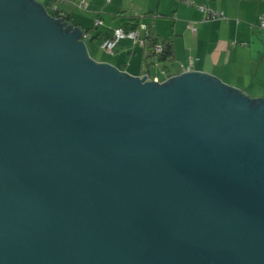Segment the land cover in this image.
Masks as SVG:
<instances>
[{"label":"water","instance_id":"95a60500","mask_svg":"<svg viewBox=\"0 0 264 264\" xmlns=\"http://www.w3.org/2000/svg\"><path fill=\"white\" fill-rule=\"evenodd\" d=\"M0 264H264V101L0 0Z\"/></svg>","mask_w":264,"mask_h":264},{"label":"crops","instance_id":"0c3cea01","mask_svg":"<svg viewBox=\"0 0 264 264\" xmlns=\"http://www.w3.org/2000/svg\"><path fill=\"white\" fill-rule=\"evenodd\" d=\"M36 1L52 9L57 7L62 15H70L71 21L67 23L72 27L93 29L96 22L102 21L99 29L104 27L100 32L105 35L143 23L151 25L159 38L173 42L175 59L167 69L162 65L147 67L143 49L142 53H136L139 47L129 40L110 54L113 57H108L98 52V49L103 52L101 38L94 48L95 54L90 53L98 63L112 65L132 77L149 74L161 81L191 67L194 73L215 77L251 100L264 101V31L258 29V19L264 17V0H191L194 6H187L182 0H132L129 4L126 0H84L87 11H80L68 2ZM126 5H132V14L125 9ZM201 6L224 17L207 20ZM136 8L138 14H134ZM75 9L82 15L75 16Z\"/></svg>","mask_w":264,"mask_h":264},{"label":"trees","instance_id":"16d2710c","mask_svg":"<svg viewBox=\"0 0 264 264\" xmlns=\"http://www.w3.org/2000/svg\"><path fill=\"white\" fill-rule=\"evenodd\" d=\"M55 2H58V3H71L73 4L77 9H79L80 11H83L79 8V0H76V1H72V0H66V1H60V0H54ZM183 3H185L184 1L185 0H182ZM191 1V0H190ZM193 2V1H192ZM194 3V2H193ZM195 4V3H194ZM201 7H204V6H201ZM200 7V8H201ZM49 13L55 17H58V18H63L66 22H69L71 21V16L70 15H67V13H65V15H62L61 12L58 10V8L56 7L55 11L54 8H49ZM53 11V12H52ZM87 11V10H86ZM223 15V14H222ZM224 17V15H223ZM221 17V18H223ZM103 24V23H102ZM143 23H139L137 24V26H124L122 28H119V29H124L126 31H131V30H137ZM146 25V24H145ZM148 30L144 33V40L146 42V45L143 49L144 51V60H145V64L147 65V67H152V66H159V65H162L164 68H168L169 67V64L173 63L174 59H175V55H174V46H173V42L170 41L169 39H161L157 36L155 30L153 29V27L151 25H146ZM101 26L97 27L96 24L94 26L93 29H87V30H84L85 33H89L90 34V37L88 40H86V43H88L87 41H95V40H100L101 38H103V41L101 43V49H102V46L104 45V43L107 41V40H111L113 39V35H114V32L118 29H115L113 30L111 33H106L105 35L101 34V32L98 33V35H91L92 31L94 30H98ZM83 30V29H82ZM123 42H121L118 47L116 48V50L120 47V45L122 44ZM161 45L162 48H163V51L162 53L160 54H157L155 49L157 48V46ZM103 50V49H102ZM115 50V51H116ZM104 51V50H103ZM115 53V52H114Z\"/></svg>","mask_w":264,"mask_h":264},{"label":"built area","instance_id":"2783aa9c","mask_svg":"<svg viewBox=\"0 0 264 264\" xmlns=\"http://www.w3.org/2000/svg\"><path fill=\"white\" fill-rule=\"evenodd\" d=\"M60 1H66V0H60ZM78 2L80 3L79 4V8L81 10H83V11L88 10V4L84 0H79ZM108 2H110V1L108 0ZM184 2H185V4L187 6H194L195 5L190 0H185ZM200 11L206 15V19L207 20H212V19H217V18L223 17V15H216V14L208 11L206 6L201 7ZM96 26L97 27L102 26V22L101 21L96 22ZM258 27L261 29V31H264V17H259V19H258ZM189 28L193 32H196V29L192 25H190ZM147 30H148V28H147V26L145 24H142L137 30H133V31H126L124 29H118V30H116L114 32L113 39L107 40L104 43V45L102 46V49L108 54H114V52H115L116 48L118 47V45L121 42H124V41H127V40L133 42L134 47L144 48L145 45H146V42L144 40V33ZM89 37H90V34L84 32V41L85 42H86V40L89 39ZM155 51H156L157 54L162 53V51H163L162 46L161 45L157 46ZM186 73H193L192 68L189 67L188 69H186V70H184L182 72V74H186ZM145 76H147L149 78V81H153V82H156V83H163L164 82V81H161V79L159 77H152L149 74H147ZM170 78H173V77H170ZM170 78H168V79H170Z\"/></svg>","mask_w":264,"mask_h":264},{"label":"rangeland","instance_id":"374dc122","mask_svg":"<svg viewBox=\"0 0 264 264\" xmlns=\"http://www.w3.org/2000/svg\"><path fill=\"white\" fill-rule=\"evenodd\" d=\"M138 1V0H137ZM130 2H132V0H126V3L127 4H129ZM105 5V4H104ZM125 9H130V12H129V14H132V10H133V7H132V5H126V7H125ZM79 10V9H78ZM78 10H74V13H75V16H79V15H82L81 14V12L80 11H78ZM73 13V14H74ZM134 14H138V8H136V10H135V12H134ZM104 18H107L106 16H104ZM98 21V20H97ZM102 22V21H101ZM104 22H105V19H104ZM107 26V25H106ZM258 29L259 30H261L259 27H258ZM101 30H105L104 29V27L103 28H101V29H98V30H94V31H92V33H91V35H98V33L101 31ZM131 31H133V30H131ZM88 43H87V46H88V50H89V52L92 54V55H94L95 54V47H98L99 46V44H100V40H95L94 42H91L90 40L89 41H87ZM129 50H130V52H131V46H130V48H129ZM98 52L100 53V55H107L108 57H113L112 55H110V54H108V53H106L105 51H100L99 49H98ZM129 52V53H130ZM138 52H141L142 53V48L141 47H139V49L137 48L136 49V53H138ZM133 56H135L134 54H132ZM128 57H129V54H128ZM92 58H94L95 59V57H93L92 56ZM128 64V63H127Z\"/></svg>","mask_w":264,"mask_h":264}]
</instances>
